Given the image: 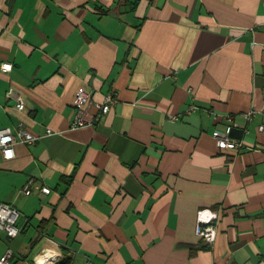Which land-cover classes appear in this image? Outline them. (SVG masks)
Instances as JSON below:
<instances>
[{"label":"crops","instance_id":"1","mask_svg":"<svg viewBox=\"0 0 264 264\" xmlns=\"http://www.w3.org/2000/svg\"><path fill=\"white\" fill-rule=\"evenodd\" d=\"M1 63L0 128L37 139L0 153V203L20 214L0 257L264 264V0H0ZM80 88L115 103L72 128Z\"/></svg>","mask_w":264,"mask_h":264},{"label":"built area","instance_id":"2","mask_svg":"<svg viewBox=\"0 0 264 264\" xmlns=\"http://www.w3.org/2000/svg\"><path fill=\"white\" fill-rule=\"evenodd\" d=\"M11 69V64L1 63L0 71L8 72ZM115 103V97L113 94H107L103 97V101L100 103H94L91 100V95L84 88H80L75 93L72 100L73 107V118L71 121L72 128H79L87 124H93L95 121H98L100 117L107 114L111 109L112 105ZM95 106L97 113L94 118L90 121L85 120V115L87 109L91 106ZM14 108L21 112L24 108V102L21 98L17 97L15 99ZM196 107H190V110H195ZM253 114V111H248L244 114L246 120H249ZM258 131L263 130V126L257 127ZM54 132L48 128L45 129L44 134L50 135ZM212 137L215 141V146L219 150H228V151H237L242 147L241 142H234L229 140L223 134L214 131ZM37 139L36 136L23 130L21 125L13 132L10 128H0V153L4 160H10L15 156L14 146L18 143L21 144H32ZM30 184L29 180L23 187L24 194L30 193ZM37 189L42 193H48L49 190L44 187ZM20 214L18 210L6 203H0V232L4 233L8 238L15 237L19 233L18 221ZM216 215L208 211H198L196 214V227L195 232L198 236L203 238L206 242L212 243L215 238V222ZM12 254L9 250H6L3 255L0 257V264H11ZM52 258L45 257L41 262L34 261V264H51ZM84 264H96L92 260L87 259Z\"/></svg>","mask_w":264,"mask_h":264},{"label":"trees","instance_id":"3","mask_svg":"<svg viewBox=\"0 0 264 264\" xmlns=\"http://www.w3.org/2000/svg\"><path fill=\"white\" fill-rule=\"evenodd\" d=\"M70 258L63 256L60 260L55 262L54 264H69Z\"/></svg>","mask_w":264,"mask_h":264},{"label":"bare ground","instance_id":"4","mask_svg":"<svg viewBox=\"0 0 264 264\" xmlns=\"http://www.w3.org/2000/svg\"><path fill=\"white\" fill-rule=\"evenodd\" d=\"M41 254H42V255L38 256L39 259H38V258H37V259H38L39 261H37V262H41V260H43L42 256H44V254H43V253H41Z\"/></svg>","mask_w":264,"mask_h":264}]
</instances>
